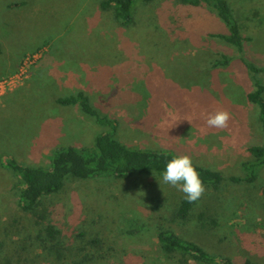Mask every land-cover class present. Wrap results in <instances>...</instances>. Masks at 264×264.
Returning a JSON list of instances; mask_svg holds the SVG:
<instances>
[{
    "label": "rangeland",
    "instance_id": "374dc122",
    "mask_svg": "<svg viewBox=\"0 0 264 264\" xmlns=\"http://www.w3.org/2000/svg\"><path fill=\"white\" fill-rule=\"evenodd\" d=\"M230 1L243 34L250 36L242 49L214 36L228 31L218 15L179 0L138 1L133 22L126 25L112 8L101 7L102 0H0V240H6L5 254L34 225L18 206L19 177L1 159L12 155L21 163L49 167L56 148L93 145L110 127L78 104L56 102L82 90L101 116L115 120L118 141L186 154L225 176L217 189L204 184L206 191L184 224L168 217L185 194L163 183L162 175L68 179L46 202H59L55 220L61 229L76 225L100 231L108 251L95 264H170L160 250L158 223L235 264L264 258V168L254 182L230 179L247 174L242 165L252 158L249 146L264 144L259 106L247 97L256 82L264 85V0ZM29 54L38 57L22 73ZM223 56L228 64L213 66ZM218 109L230 112L229 128L207 129L201 114ZM201 211L218 224L203 226L197 217ZM143 222L146 228L125 235ZM26 252L23 264H63L39 249Z\"/></svg>",
    "mask_w": 264,
    "mask_h": 264
},
{
    "label": "trees",
    "instance_id": "16d2710c",
    "mask_svg": "<svg viewBox=\"0 0 264 264\" xmlns=\"http://www.w3.org/2000/svg\"><path fill=\"white\" fill-rule=\"evenodd\" d=\"M138 1L149 5L155 0H102L101 7L112 8L117 20L126 25L133 22V10L137 7ZM179 3L204 6L208 11L218 15L227 25L228 31L214 34L215 37L239 49H242L245 41L250 40V36L243 34L242 25L236 19L230 0H179ZM222 58L215 60L212 63L213 66L228 64V57L223 56ZM250 67L257 70L254 66ZM256 86V89L249 92L247 97L259 106L260 121L264 130V85L256 82ZM56 102L62 105L78 104L84 112L94 116L98 123L109 126L110 130L99 133L91 146L70 144L56 148L49 167L21 163L12 155L2 157L1 163L19 177V182L16 184L19 191L18 206L29 214L34 228L27 236L21 238L22 242L16 244L12 253H4L6 240H0V264H23L21 260L26 254L22 252L27 251L28 253L29 250L36 249L55 257L63 264H69L67 261L70 256L73 257L72 263L74 264L102 263L106 259L105 253L108 250L104 249L100 231L93 226L89 229L76 225L69 230L61 229L55 220L60 204L52 200L46 202V199L59 193L70 178L87 181L110 177L126 178L137 174L162 175L168 161L177 155L169 151L131 147L118 141L114 137L115 120L101 116L82 90L60 96L56 98ZM248 150L252 158L243 161L242 165L247 174L230 176L233 181L254 182L261 168H264V144L251 145ZM193 164L205 185L217 189L225 180L224 174L220 171ZM195 204L196 202L189 203L185 197L181 198L172 209L168 220L178 224L187 223L193 215ZM197 217L203 226L218 224L214 217L206 218L205 212L201 211ZM162 218L167 217L162 216ZM76 220L81 221V216ZM146 225V222H143L139 225L140 228L128 229L125 235L134 236L133 234L146 228ZM74 233V238H67L68 235L71 236ZM156 233L162 256L170 264H216L217 262L235 264L228 256L214 253L211 249L204 247L194 239L185 237L170 226L158 223ZM243 264L260 263L246 258Z\"/></svg>",
    "mask_w": 264,
    "mask_h": 264
},
{
    "label": "clouds",
    "instance_id": "9594fccd",
    "mask_svg": "<svg viewBox=\"0 0 264 264\" xmlns=\"http://www.w3.org/2000/svg\"><path fill=\"white\" fill-rule=\"evenodd\" d=\"M207 129H227L231 120V114L224 109H218L212 113H202ZM191 121L190 119H187ZM162 182L170 184L185 194L189 203L198 201L206 191L203 180L189 155H176L168 161L166 169L162 173ZM159 183L161 181L159 180ZM195 222L193 221V224Z\"/></svg>",
    "mask_w": 264,
    "mask_h": 264
},
{
    "label": "built area",
    "instance_id": "2783aa9c",
    "mask_svg": "<svg viewBox=\"0 0 264 264\" xmlns=\"http://www.w3.org/2000/svg\"><path fill=\"white\" fill-rule=\"evenodd\" d=\"M37 57L38 56H36V54H29L25 56L19 71L23 73L27 67H30V65H32L33 62L36 61Z\"/></svg>",
    "mask_w": 264,
    "mask_h": 264
},
{
    "label": "crops",
    "instance_id": "0c3cea01",
    "mask_svg": "<svg viewBox=\"0 0 264 264\" xmlns=\"http://www.w3.org/2000/svg\"><path fill=\"white\" fill-rule=\"evenodd\" d=\"M253 260L258 261L260 264H264V258L262 259V258H258V257H253Z\"/></svg>",
    "mask_w": 264,
    "mask_h": 264
}]
</instances>
